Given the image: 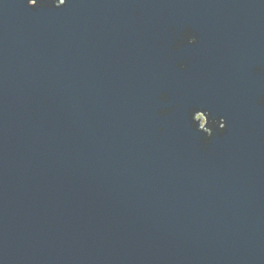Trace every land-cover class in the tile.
I'll use <instances>...</instances> for the list:
<instances>
[{
  "label": "water",
  "instance_id": "water-1",
  "mask_svg": "<svg viewBox=\"0 0 264 264\" xmlns=\"http://www.w3.org/2000/svg\"><path fill=\"white\" fill-rule=\"evenodd\" d=\"M257 64L264 0H0V264H264Z\"/></svg>",
  "mask_w": 264,
  "mask_h": 264
},
{
  "label": "clouds",
  "instance_id": "clouds-1",
  "mask_svg": "<svg viewBox=\"0 0 264 264\" xmlns=\"http://www.w3.org/2000/svg\"><path fill=\"white\" fill-rule=\"evenodd\" d=\"M68 4L69 0H26V7L31 8L33 11H37L40 8H55L59 10L67 7ZM172 30L170 29V31ZM173 39L175 40V43L172 45L173 51H179L184 45H197L200 42L199 35L190 27H186L180 32V38H176L174 34ZM163 46L164 42L161 41V47ZM189 63L190 61L185 58L182 62H177L176 67L181 71H185ZM254 72L257 74L264 73V64H257ZM157 99L163 104H168L170 101L167 92H161ZM256 103L264 105V95L259 96ZM176 106L179 105L177 104ZM172 111V107H161L158 109L157 115L163 119ZM188 115L190 117L189 126L194 132L200 133L197 137L198 146L210 145L217 135H224L229 131L226 118L222 115L213 117L211 111L207 108L193 105L188 109ZM159 131L163 133L164 128L161 127ZM260 140L264 141V136H261ZM201 150L203 151L204 147H201Z\"/></svg>",
  "mask_w": 264,
  "mask_h": 264
}]
</instances>
